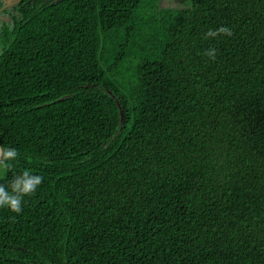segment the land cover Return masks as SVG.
Wrapping results in <instances>:
<instances>
[{
	"label": "trees",
	"instance_id": "1",
	"mask_svg": "<svg viewBox=\"0 0 264 264\" xmlns=\"http://www.w3.org/2000/svg\"><path fill=\"white\" fill-rule=\"evenodd\" d=\"M159 1L0 12V264H264V0Z\"/></svg>",
	"mask_w": 264,
	"mask_h": 264
},
{
	"label": "clouds",
	"instance_id": "2",
	"mask_svg": "<svg viewBox=\"0 0 264 264\" xmlns=\"http://www.w3.org/2000/svg\"><path fill=\"white\" fill-rule=\"evenodd\" d=\"M230 28L221 26L216 30H208L205 39H215L221 36H231ZM204 55L211 60L216 58V49L205 50ZM15 148H5L0 146V170H9L11 162L19 156ZM43 177L34 175L29 170H24L20 174L13 175L8 185L0 184V209H7L11 213L20 214L22 212L24 198L32 196L37 188L42 184Z\"/></svg>",
	"mask_w": 264,
	"mask_h": 264
},
{
	"label": "rangeland",
	"instance_id": "3",
	"mask_svg": "<svg viewBox=\"0 0 264 264\" xmlns=\"http://www.w3.org/2000/svg\"><path fill=\"white\" fill-rule=\"evenodd\" d=\"M160 7L185 8L189 6V0H160Z\"/></svg>",
	"mask_w": 264,
	"mask_h": 264
},
{
	"label": "water",
	"instance_id": "4",
	"mask_svg": "<svg viewBox=\"0 0 264 264\" xmlns=\"http://www.w3.org/2000/svg\"><path fill=\"white\" fill-rule=\"evenodd\" d=\"M4 4L0 9V12L2 10H4L5 8H12L14 7L16 4H18L21 0H3ZM54 1H60V0H54Z\"/></svg>",
	"mask_w": 264,
	"mask_h": 264
},
{
	"label": "flooded vegetation",
	"instance_id": "5",
	"mask_svg": "<svg viewBox=\"0 0 264 264\" xmlns=\"http://www.w3.org/2000/svg\"><path fill=\"white\" fill-rule=\"evenodd\" d=\"M3 17H1V19H2ZM4 19V18H3Z\"/></svg>",
	"mask_w": 264,
	"mask_h": 264
}]
</instances>
